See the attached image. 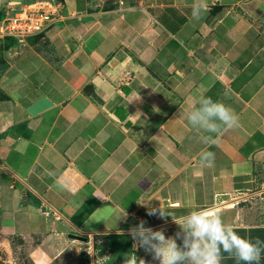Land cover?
Wrapping results in <instances>:
<instances>
[{
	"label": "crops",
	"instance_id": "crops-1",
	"mask_svg": "<svg viewBox=\"0 0 264 264\" xmlns=\"http://www.w3.org/2000/svg\"><path fill=\"white\" fill-rule=\"evenodd\" d=\"M49 1L0 0V16ZM57 1L43 34L0 41V236L20 237L32 264H58L64 227L176 224L155 207L218 213L264 241V0H206L199 20V0ZM202 96L239 116L218 145L183 115Z\"/></svg>",
	"mask_w": 264,
	"mask_h": 264
},
{
	"label": "clouds",
	"instance_id": "clouds-1",
	"mask_svg": "<svg viewBox=\"0 0 264 264\" xmlns=\"http://www.w3.org/2000/svg\"><path fill=\"white\" fill-rule=\"evenodd\" d=\"M207 10L206 0H199L192 10L193 19L199 20ZM198 104V107L191 108L183 115L193 129L207 133L201 136L203 143L218 145L225 132L239 125V116L230 106L204 96L199 99ZM214 163V152L200 153L202 167L210 168ZM148 215L171 217L180 229L175 236H166L164 229L153 230L146 227L143 220L129 229L128 234L134 241L133 248H143L159 264H222V253H227L237 264H260L264 258V241L257 239L253 242L241 237L223 222L218 213L192 212L182 220H176L171 213L152 207L148 208ZM126 216L125 212L123 217ZM177 240L182 243L178 244ZM139 261L146 264L143 259Z\"/></svg>",
	"mask_w": 264,
	"mask_h": 264
},
{
	"label": "rangeland",
	"instance_id": "rangeland-1",
	"mask_svg": "<svg viewBox=\"0 0 264 264\" xmlns=\"http://www.w3.org/2000/svg\"><path fill=\"white\" fill-rule=\"evenodd\" d=\"M135 225L126 227L121 232L104 235H81L64 227L66 235L83 236L87 241L68 238L70 246L63 252V257L58 264H141L143 259L146 264H159L152 254L145 252L143 248H133L134 241L128 234L129 229ZM63 227V226H62ZM165 230L166 236H175L180 231L177 224ZM160 230V229H158ZM7 239L0 236V264H32L27 257V247L20 237ZM8 241L10 250L4 249L3 243ZM177 243L182 241L177 240Z\"/></svg>",
	"mask_w": 264,
	"mask_h": 264
},
{
	"label": "built area",
	"instance_id": "built-area-1",
	"mask_svg": "<svg viewBox=\"0 0 264 264\" xmlns=\"http://www.w3.org/2000/svg\"><path fill=\"white\" fill-rule=\"evenodd\" d=\"M14 4H8L0 16V41L5 37H13L22 43L43 34L55 23L62 8L61 2L57 0Z\"/></svg>",
	"mask_w": 264,
	"mask_h": 264
},
{
	"label": "water",
	"instance_id": "water-1",
	"mask_svg": "<svg viewBox=\"0 0 264 264\" xmlns=\"http://www.w3.org/2000/svg\"><path fill=\"white\" fill-rule=\"evenodd\" d=\"M169 232H171V228L169 227ZM69 238L71 239H76V240H81V241H87V238L86 237H83V236H73V235H69Z\"/></svg>",
	"mask_w": 264,
	"mask_h": 264
},
{
	"label": "trees",
	"instance_id": "trees-1",
	"mask_svg": "<svg viewBox=\"0 0 264 264\" xmlns=\"http://www.w3.org/2000/svg\"><path fill=\"white\" fill-rule=\"evenodd\" d=\"M0 139H1V135H0ZM36 205V204H35Z\"/></svg>",
	"mask_w": 264,
	"mask_h": 264
}]
</instances>
